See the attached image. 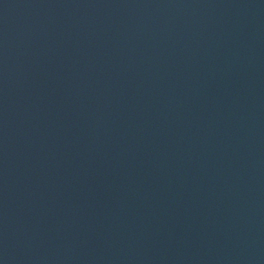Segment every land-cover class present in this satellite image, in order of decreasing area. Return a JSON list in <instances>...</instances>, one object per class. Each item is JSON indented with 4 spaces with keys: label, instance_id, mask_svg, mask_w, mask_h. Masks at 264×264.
Masks as SVG:
<instances>
[{
    "label": "water",
    "instance_id": "obj_1",
    "mask_svg": "<svg viewBox=\"0 0 264 264\" xmlns=\"http://www.w3.org/2000/svg\"><path fill=\"white\" fill-rule=\"evenodd\" d=\"M0 264H264V0H0Z\"/></svg>",
    "mask_w": 264,
    "mask_h": 264
}]
</instances>
